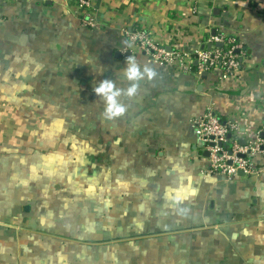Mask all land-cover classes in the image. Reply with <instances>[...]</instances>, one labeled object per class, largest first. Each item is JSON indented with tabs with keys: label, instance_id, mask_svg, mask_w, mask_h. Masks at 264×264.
<instances>
[{
	"label": "crops",
	"instance_id": "crops-1",
	"mask_svg": "<svg viewBox=\"0 0 264 264\" xmlns=\"http://www.w3.org/2000/svg\"><path fill=\"white\" fill-rule=\"evenodd\" d=\"M143 29L192 66L233 36L241 65L151 62ZM129 51L158 75L107 121L94 83L127 88ZM209 107L237 126L228 149L262 135L264 0H1L0 264H264V153L211 173L193 127Z\"/></svg>",
	"mask_w": 264,
	"mask_h": 264
},
{
	"label": "built area",
	"instance_id": "built-area-1",
	"mask_svg": "<svg viewBox=\"0 0 264 264\" xmlns=\"http://www.w3.org/2000/svg\"><path fill=\"white\" fill-rule=\"evenodd\" d=\"M77 2L81 9L87 8L89 5V0H77ZM83 20L85 25L92 27L97 25L93 18L84 17ZM128 34L130 39L147 54L149 61L161 65L172 64L182 71L193 69L192 63L189 64L188 62L191 57L189 53L179 49L167 50L156 43L147 30H137L133 33L128 32ZM207 42L211 43V48L197 46L192 52L193 60L198 62L196 64L198 71L195 72L202 74L215 68L234 72L239 69L241 47L237 43V38L216 32L208 38ZM218 43H223V46H218ZM225 44L232 45V47L225 48ZM193 127L203 148L210 153L208 157L211 173H220L232 177L239 171L245 173L255 171L251 156L264 153L263 135H258L256 139L247 142L245 145L236 141L235 146L228 149L226 144L229 141V133L236 130L237 126L235 123L223 120L211 107L202 117L194 120ZM262 131L264 133V126Z\"/></svg>",
	"mask_w": 264,
	"mask_h": 264
},
{
	"label": "clouds",
	"instance_id": "clouds-1",
	"mask_svg": "<svg viewBox=\"0 0 264 264\" xmlns=\"http://www.w3.org/2000/svg\"><path fill=\"white\" fill-rule=\"evenodd\" d=\"M123 75L129 82L127 88H120L116 82L110 78L94 83L93 91L104 103L102 117L107 121H115L123 117L128 111V105L122 102L121 97L134 99L138 97L141 90V81L147 79L154 80L158 73L156 69L147 63L141 66L135 57L129 56L126 59V67Z\"/></svg>",
	"mask_w": 264,
	"mask_h": 264
},
{
	"label": "water",
	"instance_id": "water-1",
	"mask_svg": "<svg viewBox=\"0 0 264 264\" xmlns=\"http://www.w3.org/2000/svg\"><path fill=\"white\" fill-rule=\"evenodd\" d=\"M215 32H216V31L214 30L213 33H215ZM217 45H218V46H223V43H218ZM204 47H205V45H202V48H204ZM207 47H208V48H211V43H209V44L207 45ZM168 48H169V47H168ZM119 54L121 55V53H119ZM129 56H131V52H130V51L125 55V57L128 58ZM196 64H198L197 61H195V65H196ZM208 73H209L208 71L203 72V73H202V77H203V78H206L207 75H208ZM262 135L264 136V133H262ZM229 136H230V135H229ZM242 144L245 145V144H247V142L245 141V142L242 143ZM230 152H231V151H230ZM209 154H210L209 151L206 150V151H205V155H206V156H209ZM240 173H241V172H240Z\"/></svg>",
	"mask_w": 264,
	"mask_h": 264
},
{
	"label": "trees",
	"instance_id": "trees-1",
	"mask_svg": "<svg viewBox=\"0 0 264 264\" xmlns=\"http://www.w3.org/2000/svg\"><path fill=\"white\" fill-rule=\"evenodd\" d=\"M238 42H239V41H238ZM204 44H205V43H204ZM206 45H207V44H206ZM224 47H225V48H227V47L230 48V47H232V45H229V46H228V45L225 44ZM193 70H194V71H198V66H197V65H193ZM222 119H223V118H222Z\"/></svg>",
	"mask_w": 264,
	"mask_h": 264
}]
</instances>
